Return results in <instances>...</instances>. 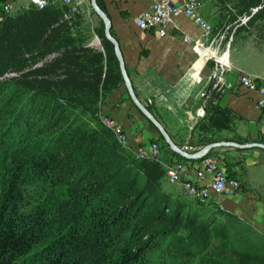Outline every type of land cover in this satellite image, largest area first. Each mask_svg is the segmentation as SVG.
Returning a JSON list of instances; mask_svg holds the SVG:
<instances>
[{
	"label": "trees",
	"instance_id": "trees-1",
	"mask_svg": "<svg viewBox=\"0 0 264 264\" xmlns=\"http://www.w3.org/2000/svg\"><path fill=\"white\" fill-rule=\"evenodd\" d=\"M218 1L232 4L241 16L251 14V9L261 6L264 0ZM97 2L105 12L101 0ZM86 24L84 13L75 3L63 5L57 0L50 1L44 9L31 6L6 17L0 24V76L9 69L15 71L40 63L42 68L33 75L46 78L34 81L33 85L21 81L12 86L0 81V113L10 114L21 108L16 114L19 125L5 140L0 137L4 141L0 145L15 147L18 141L25 142L30 133L51 138L49 148L38 159L21 162L16 155L11 156L13 164L7 165L8 184L3 179L0 161V183L5 187L0 189V264L83 261L86 255L81 250L83 236L78 231L64 235L59 211L51 210L53 199L48 198L51 191L45 187L53 185L54 176L85 200L94 214L92 221L100 245L113 236L112 230L131 233L127 247L119 249V256L110 264H135L138 254L146 250L138 245L156 231L158 220L168 219L164 209L171 208V201L165 200L161 191V180L167 174L165 167L153 160L134 162L135 155L122 149L119 143L118 146L113 133L101 122L93 128L82 121L84 116H74L75 108H86L96 115L106 98L124 84L103 22L95 29L103 51L89 45L92 38L89 31L85 37L80 36L79 30L86 28ZM261 29L264 31V25ZM44 62L48 64L43 66ZM221 95L212 94L207 116L198 126L201 132L230 129L234 113L214 103ZM206 121L209 124H203ZM37 125L42 127L31 131ZM200 137L198 142L203 147L223 141ZM230 141L233 140H226ZM153 142L160 146L158 140ZM259 143L264 144V140ZM188 146L193 145L189 142ZM160 152L168 164L173 157L180 158L167 144L160 146ZM211 155L210 152L208 157ZM127 176H131L129 182ZM220 212V218L210 217L203 224L198 223V213L186 218L184 225L193 247L188 253L193 260L191 256L189 259L183 256L179 247L182 242L164 246L166 232H159L162 243L148 238L154 242L153 249L160 252V264H264V237L239 218ZM221 217L223 222H219ZM131 248L139 251L134 253Z\"/></svg>",
	"mask_w": 264,
	"mask_h": 264
},
{
	"label": "crops",
	"instance_id": "crops-1",
	"mask_svg": "<svg viewBox=\"0 0 264 264\" xmlns=\"http://www.w3.org/2000/svg\"><path fill=\"white\" fill-rule=\"evenodd\" d=\"M16 1L20 7L30 4V0ZM47 1L50 3L52 0ZM72 1L87 15L86 30L94 32L100 28L102 21L91 12L90 0ZM101 3L111 22V33L120 44L122 57L138 100L151 109L152 115L162 124L175 144L185 148L190 142L195 153L202 150L204 147L198 142L201 137L198 138L197 132L203 120L194 133L190 134V128L201 104V94L211 86L207 78L209 64L204 66L201 73L202 83L199 84L194 72L198 57L191 45L184 40L202 38L205 44H209L211 35L202 36L200 26L184 16L169 30L168 37L162 38L152 31L140 30L134 20L149 10L151 0H101ZM92 36L94 39L89 45L98 50L97 36L93 33ZM235 54L237 55L238 51ZM257 60L258 65L255 63L245 69L238 66V59H235L234 63L231 62L236 70L246 72L261 81L264 80V68L261 67L264 63L261 59ZM235 78V73H231L228 77L229 84L233 85ZM214 103L229 108L234 113L231 127L228 129L229 134L215 136L216 139L223 140L217 143L233 140L230 142L249 144L264 140V119L261 111L256 108L254 95L246 94L237 88L222 93L220 99ZM102 108L104 114L115 118L123 128L129 145L127 150L134 155L138 148L147 147L155 140L162 141L157 128L135 106L124 84L106 98ZM210 152L212 156L221 157L230 176L238 177L243 184L242 191L235 196H223L220 199V210L239 218L264 237V194L256 192L257 188L264 189V150H240L224 146L213 148ZM190 154H193L192 151ZM172 159L173 162L184 161L191 165L199 162L178 157ZM228 159L231 163L238 162L235 168L229 167ZM240 167H245L247 171L240 172ZM190 175H194L193 170ZM166 184L179 189V192L182 190L180 186H173L168 182Z\"/></svg>",
	"mask_w": 264,
	"mask_h": 264
},
{
	"label": "rangeland",
	"instance_id": "rangeland-1",
	"mask_svg": "<svg viewBox=\"0 0 264 264\" xmlns=\"http://www.w3.org/2000/svg\"><path fill=\"white\" fill-rule=\"evenodd\" d=\"M6 1H13V0H0V3H5ZM13 2H14V10L11 13V15L8 16H15L20 12L29 9L31 6H34V5L28 6V8L26 9L23 7V9L19 11L18 8L20 6H18L19 5L18 2L17 1L16 2L13 1ZM34 7L41 9L37 6ZM233 7L234 6L232 4H227V5L221 4L219 3L218 0H199V4L197 8H195V10H197L196 13H198V15L201 16V19L204 22H206L208 26L211 27V34H210L211 40L216 39V44L220 45L221 48L223 49L230 43V59L233 63L235 62V59H238L239 60L238 66L242 69H245L247 66L253 65L255 63L256 65H258L257 59L263 60L264 63V31L261 29V27L264 25V14H263L264 1L262 2L261 6L258 5L251 9V14H252L254 9L259 8L258 11H256V14L253 15L251 19L246 24L243 25H241V20L247 16H250L251 14L248 15L244 14L239 16L237 10ZM90 10L94 15H96L93 12L91 6H90ZM84 15L87 20V15L85 13ZM1 22L3 23V21ZM85 26H87V24ZM79 32H81L80 35L81 37H85L86 34L88 33V29L86 31V28L84 27L83 29H80ZM92 33L95 36H97L96 42L98 43V45L101 44L100 38L98 37L95 31L92 32L90 30L88 35L90 34V36H92ZM92 39H94L93 36L90 39V42ZM237 51L238 54L236 55L235 53ZM28 57L29 56H26V58ZM253 57H256L257 59H254ZM46 64H48V62L46 63L44 62L43 66H45ZM41 65L42 64L38 63L35 66L21 68L15 71H11V69L9 70L7 69L8 71L0 76V81L7 82L12 86H16L21 81H24L26 83H31L33 85V82L36 80L46 79L41 76L35 77L33 75V73L36 70H40L42 68ZM261 67L264 68V66ZM30 89L32 90L33 87L30 86ZM26 96H27L26 98L29 99L30 93H28ZM66 106L68 107L67 104ZM102 106L103 105H100V108H97L96 115L93 113H88L86 108H75L76 110L74 112V116L75 115L84 116L85 118H83L82 121L88 124L89 127L95 128L96 125L101 122L100 121L101 114H104ZM20 109L21 108H17V112H12L10 114L0 113V137H3L4 140L8 136L12 135L15 132L17 125H19L18 117L16 114L19 112L18 110ZM70 110L74 111V109L72 108ZM86 113L87 115H85ZM199 124L200 123H198L196 127ZM203 124H209V122L206 121ZM41 127L42 125L39 126L37 125L31 131L37 130V128H41ZM229 132L230 131L228 130L217 131L215 129L209 132H201L198 129L197 135L198 138L199 136H207L208 138H210L215 136L218 137L220 136V134L222 136H226L229 134ZM50 141H51L50 137L42 136L41 134L35 136L32 133H30L29 138H27L25 142L18 141L15 147L14 146L7 147V144L5 143L0 145V152L2 155V156L0 155L1 170L4 171L2 175L6 184L10 182L9 181L10 176L7 173V165L13 164L10 163L11 160L13 159V157H11L13 156V154L16 155L17 160H20L21 162L33 161L34 158L38 159L39 157H42L43 152H45L49 148ZM2 142L4 141L3 140L0 141V143ZM116 143L118 144L117 141ZM159 144L160 146H162L163 144H166V142L164 139H162V141ZM118 146L120 145L118 144ZM18 147L20 148L19 150H17ZM26 151H28L27 155L24 154ZM18 153L20 154V156L17 155ZM135 157H134L135 158L134 162H138L136 159L142 160L139 159L136 155ZM229 157L230 156H228V158ZM6 159L8 163L5 164ZM228 162L230 168L231 166L235 168V166L238 164V162L231 163L229 159ZM133 163H131V165ZM238 170L240 172L242 170H244L245 172L247 171L245 167H240ZM128 171L132 172L133 170L129 169ZM130 177L127 176L125 178L128 179L126 180V182L130 181L131 179ZM53 178H54V181L52 182L53 185H46L45 190L47 191L48 188L51 191V194L49 193V195L51 196H48V198H50V201L53 199L52 200L53 202H51L52 203L51 210L55 209L59 211V218L61 219L63 224L61 230H64V233H66L64 235H70L71 232L78 231L81 234V236H83L82 239L83 243L81 250L83 251V253L85 252L86 255H84L83 261L80 262L79 259V263L80 264H110L111 262L113 263V260H116L115 258L119 256L118 255L119 249L122 250V247H127L126 243L129 244V239H131L132 237L131 233L129 231L127 232L124 229L119 230L115 228L116 230L114 231L112 230L111 235L113 236L108 237L109 239L106 241V243L103 244V246L100 245V241L97 237V228H94L95 225L93 224L92 221V219L94 220V214L90 212V209L86 206L85 200L82 199L80 196L75 195V192H73L74 188L64 183L60 177L58 178L57 176H54ZM0 180L2 181V179ZM166 182L167 179L165 178L161 180L162 183L161 191L165 196V200L168 199L171 201V208L169 210L164 209L165 218L168 219L158 220L157 222L159 223L157 224L158 227L156 231H154L152 234H149L148 238L152 239L153 237L154 241L156 240L155 242L162 243L163 240L159 241V237H161V234L159 232H164V234L166 232V239L164 246L168 245L169 242L172 243L177 241L182 242L179 247L182 250L183 256H185L186 259H189V257L191 256V260H193L194 259L193 255L188 253L189 250H193V247L191 246V240L189 239V233L186 229V225H184L186 218L193 217L195 213H198L199 214L198 223L203 224L207 222L210 217L220 218L222 214L220 211L210 208L205 204L191 200L182 190L179 192V189L171 188L166 184ZM244 184L246 185V183ZM2 188L5 187H3V184L0 183V189ZM1 191L2 190H0V192ZM256 192L259 194H264V189L257 188ZM54 201L56 204L54 203ZM54 206L55 208H53ZM223 217H221L219 222H223ZM148 238L147 237L144 238L141 241V243L138 245L139 248L143 247L146 250L145 252L140 254L136 253L138 254L139 257H137L136 259L137 262L135 264L138 263L160 264V260H159V258L161 257L160 252L153 249L154 244L152 243L154 242H152L153 240L150 241V239ZM131 249L134 253L139 251L138 248H134V249L131 248ZM147 259L148 260L150 259L151 262H147L146 261Z\"/></svg>",
	"mask_w": 264,
	"mask_h": 264
},
{
	"label": "built area",
	"instance_id": "built-area-1",
	"mask_svg": "<svg viewBox=\"0 0 264 264\" xmlns=\"http://www.w3.org/2000/svg\"><path fill=\"white\" fill-rule=\"evenodd\" d=\"M15 1V0H13ZM6 1L0 3V24L14 10V2ZM63 5L73 3L72 0H58ZM199 0H151L149 10L144 11L134 20L136 26L142 31H152L159 37H168L169 30L176 26L177 20L184 16L192 19L198 24L203 32L202 36L211 34V27L201 19L196 13ZM37 6L41 9L49 5L47 0H30L28 6ZM19 6V5H18ZM17 6V7H18ZM28 6L24 7L25 9ZM19 11L23 7L18 8ZM259 9V8H258ZM258 9H254L250 16L241 20V25L246 24ZM202 38L185 39L184 41L191 45L193 51L198 57V61L194 67L195 78L198 83H202L201 73L205 65L209 64L208 80L210 89L201 94V104L196 110L195 119L190 128V134L200 121L207 116V106L214 92L226 93L235 89H241L246 94L254 95L256 108L262 113L264 119V80L259 81L255 77H251L246 72L236 70L232 66L230 59V43L223 49L216 44V39L211 40L209 44H205ZM211 64V65H210ZM231 73H235V83L229 84L228 77ZM194 74V73H193ZM101 123L109 129L116 141L124 149H129L128 140L123 128L118 121L106 114H101ZM191 135L189 136V139ZM186 152L192 151V147L185 146ZM210 153V152H209ZM135 155L142 160H153L161 163L166 169L167 182L174 186H180L183 192L193 201L207 205L217 211L221 208V198L223 196H235L243 189V184L238 177L230 176L227 172L223 159L219 156H209L204 160L191 163L184 161H175L166 163L163 161L160 146L151 142L147 147L138 148ZM194 171V175H190V171Z\"/></svg>",
	"mask_w": 264,
	"mask_h": 264
},
{
	"label": "water",
	"instance_id": "water-1",
	"mask_svg": "<svg viewBox=\"0 0 264 264\" xmlns=\"http://www.w3.org/2000/svg\"><path fill=\"white\" fill-rule=\"evenodd\" d=\"M90 5L93 9V12L100 18V20L104 24V34L106 39L113 44L114 50L116 57L119 61L120 65V71L121 75L124 81V85L126 87V90L128 91V94L135 104V106L142 112V114L151 122L153 125L157 128L159 131L160 135L163 137L165 140L166 144L170 147V149L176 153L180 158L187 160V161H201L204 160L205 158L208 157L209 152L213 148H219V147H234L238 148L240 150H248V149H254L258 148L261 150H264V144L262 143H249V144H239L235 142H222V143H214L207 145L204 147L202 150L190 154L186 152L183 148L179 147L177 144L174 143V141L171 139V137L168 135L162 124L152 115V113L148 110L146 106H144L139 100L138 97L136 96L132 81L128 75L123 57H122V51L120 48V44L117 41V39L112 35L111 33V22L106 13L100 8L98 5L97 0H90ZM98 50H103L101 44L98 45Z\"/></svg>",
	"mask_w": 264,
	"mask_h": 264
}]
</instances>
